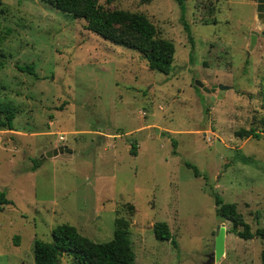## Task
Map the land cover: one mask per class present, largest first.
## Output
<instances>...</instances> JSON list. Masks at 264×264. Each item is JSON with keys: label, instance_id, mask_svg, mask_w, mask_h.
I'll use <instances>...</instances> for the list:
<instances>
[{"label": "rangeland", "instance_id": "obj_1", "mask_svg": "<svg viewBox=\"0 0 264 264\" xmlns=\"http://www.w3.org/2000/svg\"><path fill=\"white\" fill-rule=\"evenodd\" d=\"M98 2L144 15L174 45L172 70H149L138 52L40 0L1 1L0 104L17 113L13 130L0 128L10 202L0 209V264H34V240L51 242L60 224L107 242L118 217L129 221L134 264H205L221 224L224 254L211 264H264V240L226 232L214 203L233 204L251 232L264 228V139L234 135L263 114L257 0H185L183 13L174 0ZM59 147L69 152L41 158ZM156 222L175 245L154 238ZM59 264L77 263L63 255Z\"/></svg>", "mask_w": 264, "mask_h": 264}, {"label": "trees", "instance_id": "obj_2", "mask_svg": "<svg viewBox=\"0 0 264 264\" xmlns=\"http://www.w3.org/2000/svg\"><path fill=\"white\" fill-rule=\"evenodd\" d=\"M0 0V6H1ZM54 9L69 14L85 22V29L100 36L114 45L132 49L140 54L151 71L169 74L172 70L174 45L172 42L160 38L155 26L142 14L132 13L119 9H105L98 0H40ZM150 2L151 0H142ZM181 13L184 11L185 0H174ZM1 12V10H0ZM186 31L188 28L185 26ZM18 71L35 75L31 65L18 66ZM263 114L258 120V128L240 129L234 132L238 138L264 139V93L262 96ZM16 109L10 104H0V128L13 130V120ZM135 145L131 146V154L135 153ZM34 161L30 170L36 169L40 164ZM185 165L199 176L198 170L191 164ZM217 216L228 221L231 232L244 240L258 237L264 240V228H257L251 232L250 226L244 222L240 213L233 204L225 203L214 196ZM10 202L5 199L4 192H0V209ZM133 211V206H128ZM152 233L158 241H171V233L165 222H156L152 225ZM129 221L126 218L114 219L113 238L107 242H94L82 236L74 226L60 224L51 234V242L35 239L33 242L34 264H59L63 255L73 258L77 264H134V252L130 242Z\"/></svg>", "mask_w": 264, "mask_h": 264}, {"label": "water", "instance_id": "obj_3", "mask_svg": "<svg viewBox=\"0 0 264 264\" xmlns=\"http://www.w3.org/2000/svg\"><path fill=\"white\" fill-rule=\"evenodd\" d=\"M256 19L260 25L264 24V0H257L256 5ZM256 31L251 32L250 41H249V50L252 49V47L255 44L256 40ZM261 34L264 36V31L261 32ZM196 85L198 87L202 88V84L199 82H196ZM220 90H225L227 87L224 86H218L217 87ZM213 88L212 90H214ZM211 90V91H212ZM205 92H208V90L204 89ZM66 152H69L65 147H59L52 149L48 152H46L42 157L51 158L55 157L58 154H64ZM224 240H225V228L224 225L221 224L217 227L216 230V237L214 240V250L213 252L207 257V261L205 264H211L212 262H216L220 259V257L224 254Z\"/></svg>", "mask_w": 264, "mask_h": 264}, {"label": "built area", "instance_id": "obj_4", "mask_svg": "<svg viewBox=\"0 0 264 264\" xmlns=\"http://www.w3.org/2000/svg\"><path fill=\"white\" fill-rule=\"evenodd\" d=\"M59 139H60V140H63L64 138L60 136Z\"/></svg>", "mask_w": 264, "mask_h": 264}]
</instances>
